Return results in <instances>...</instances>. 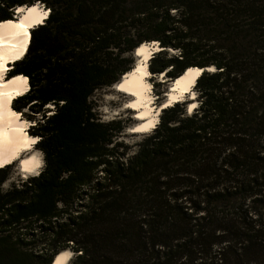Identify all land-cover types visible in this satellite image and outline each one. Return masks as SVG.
I'll return each instance as SVG.
<instances>
[{
	"label": "trees",
	"instance_id": "1",
	"mask_svg": "<svg viewBox=\"0 0 264 264\" xmlns=\"http://www.w3.org/2000/svg\"><path fill=\"white\" fill-rule=\"evenodd\" d=\"M35 3L48 15L7 73L27 78L10 107L43 167L5 190L0 167V264H264V0H0V21ZM145 42L151 74L214 71L129 154L90 97Z\"/></svg>",
	"mask_w": 264,
	"mask_h": 264
},
{
	"label": "bare ground",
	"instance_id": "2",
	"mask_svg": "<svg viewBox=\"0 0 264 264\" xmlns=\"http://www.w3.org/2000/svg\"><path fill=\"white\" fill-rule=\"evenodd\" d=\"M14 20L0 21V167L18 161L21 173L32 174L42 167L40 156L33 151L37 138L26 133L27 122L20 114L13 111L12 100L28 90L27 78L16 75L4 78L10 65L21 58L26 51L29 31L42 24L48 10L35 3L31 6H18ZM156 42H145L134 49L137 62L133 68L121 76L114 88L129 97L125 108L135 112L138 124L130 130L134 133H146L158 123V115L162 108L181 101L185 96L193 98V85L201 70L192 67L186 69L179 77L171 81L166 98L159 107L153 106L151 86L147 81L149 71L147 62L152 52L158 50ZM212 67L209 68L211 70ZM163 79V73L159 74ZM191 107L194 103H190ZM188 107V110L193 108ZM27 152L26 155H23ZM72 257L70 250L59 252L52 264H66Z\"/></svg>",
	"mask_w": 264,
	"mask_h": 264
},
{
	"label": "rangeland",
	"instance_id": "3",
	"mask_svg": "<svg viewBox=\"0 0 264 264\" xmlns=\"http://www.w3.org/2000/svg\"><path fill=\"white\" fill-rule=\"evenodd\" d=\"M16 16L17 15L15 14L14 17H16ZM157 51L158 50L152 52L150 55V58ZM173 53H176V51H169V54H173ZM131 57L133 58V61L135 64L137 62V57L135 56V54L133 52L131 54ZM134 64H133V66H134ZM147 65H148V62H147ZM10 68H11V65H10ZM8 70L6 71L4 78H9L8 73H7ZM147 81L149 82V84L151 86V96L153 97V106L159 107L160 104L162 102H164V100L166 98L165 97L166 92L170 88L169 85H170L171 81H166V79L164 77H163V79H161V77H159V74L155 75V74H151L150 72H149V76L147 77ZM193 92H194L193 98H191V96H185L181 101H178V102H186L187 103L186 104V111L188 110V107H191L190 103H194V106L192 105V107H191L193 109L197 106V93L195 90H193ZM90 100L93 104V109H94L97 117L101 121H110V120H117V119L122 121V123L125 125V128L120 133V135L118 137V141L123 142L127 146L129 154L136 151L138 143L151 130L146 132V133H134L130 130L133 126L138 124V121L135 119V112L133 110L125 108V106H126L125 103L129 100V97L126 95H123V93L118 92L114 88V85H112L110 87H103V88L96 89L93 92L92 96L90 97ZM48 108H52V105H49ZM193 109H192V111H193ZM160 112H161V110H160ZM160 112H159V114H160ZM20 118H21V115H20ZM158 118H159V115H158ZM24 120L28 124L26 132L29 134V127L34 125V123L32 121H28L26 119H24ZM37 140H38V138H37ZM33 151L40 156L41 161H42V167H43L42 154L39 150H37L35 148V144L33 145ZM26 154H27V152H25L23 155H26ZM8 166H9V175H8L7 180L2 185L3 190L9 188L13 184H19V183L25 181L30 176L37 175L42 170V167H41L38 169L37 172L32 173V174L21 173L19 170V167H18V161L17 160L11 164H8ZM72 258H73V253H72V257L70 258L69 261L66 262V264H70Z\"/></svg>",
	"mask_w": 264,
	"mask_h": 264
},
{
	"label": "water",
	"instance_id": "4",
	"mask_svg": "<svg viewBox=\"0 0 264 264\" xmlns=\"http://www.w3.org/2000/svg\"><path fill=\"white\" fill-rule=\"evenodd\" d=\"M157 46H158V48H159L158 51L161 50L158 44H157ZM203 71H214V68H212L211 70H209V68H203V69H201V72H203ZM163 76H164V75H163ZM166 81H169V80L166 79ZM170 84H171V83H170ZM168 88H169V87H168ZM191 111H192V110H187V113L189 114V113H191ZM54 257H55V256H54ZM54 257H53V259H54Z\"/></svg>",
	"mask_w": 264,
	"mask_h": 264
}]
</instances>
